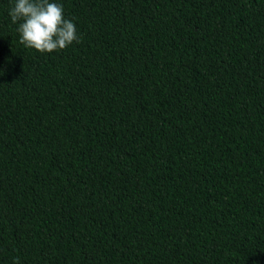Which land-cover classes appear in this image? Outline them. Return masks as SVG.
<instances>
[{
	"label": "trees",
	"instance_id": "trees-1",
	"mask_svg": "<svg viewBox=\"0 0 264 264\" xmlns=\"http://www.w3.org/2000/svg\"><path fill=\"white\" fill-rule=\"evenodd\" d=\"M0 0V264H264V0Z\"/></svg>",
	"mask_w": 264,
	"mask_h": 264
},
{
	"label": "clouds",
	"instance_id": "clouds-1",
	"mask_svg": "<svg viewBox=\"0 0 264 264\" xmlns=\"http://www.w3.org/2000/svg\"><path fill=\"white\" fill-rule=\"evenodd\" d=\"M9 16L12 23L19 22L20 43L26 48L51 53L80 42L75 24L63 16V6L50 0H15Z\"/></svg>",
	"mask_w": 264,
	"mask_h": 264
}]
</instances>
